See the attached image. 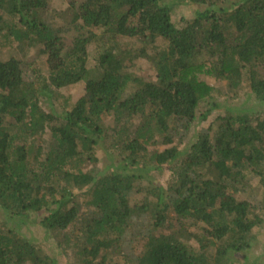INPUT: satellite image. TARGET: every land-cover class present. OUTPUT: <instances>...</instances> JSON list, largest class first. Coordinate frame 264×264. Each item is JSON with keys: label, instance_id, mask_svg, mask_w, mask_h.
I'll list each match as a JSON object with an SVG mask.
<instances>
[{"label": "trees", "instance_id": "trees-1", "mask_svg": "<svg viewBox=\"0 0 264 264\" xmlns=\"http://www.w3.org/2000/svg\"><path fill=\"white\" fill-rule=\"evenodd\" d=\"M53 1L0 0V264H264V0ZM207 79L259 105L195 134Z\"/></svg>", "mask_w": 264, "mask_h": 264}, {"label": "rangeland", "instance_id": "rangeland-1", "mask_svg": "<svg viewBox=\"0 0 264 264\" xmlns=\"http://www.w3.org/2000/svg\"><path fill=\"white\" fill-rule=\"evenodd\" d=\"M67 4L61 2L60 0H54L52 2V7L56 9H63ZM184 11L176 10V18H180V15L183 14ZM123 43L127 45L133 44V41L123 40ZM127 71H133L137 74L142 76H147L150 73V68L146 62H138L135 63L134 66H129ZM209 83L215 88L213 95L215 96L213 99L214 104L218 105L219 107H215L212 109L211 113L206 117L205 120L198 121L194 133H197L199 127L206 128L212 119L217 115V113H233L239 110H249L253 109L254 106L259 105L258 102L250 94H245L248 92L246 88L240 87L239 90H234L230 88L226 83L221 82L219 80L207 79ZM60 89H58L57 97L58 102L57 105L64 106L65 103L71 104L74 102L78 97L81 95L83 90V86L80 84H73V85H66L64 82L59 83ZM244 86V85H243ZM227 110V111H225ZM254 112H256L254 110ZM152 176V175H151ZM149 176L151 180L154 182H160L162 184L167 183L169 181L171 174L169 171H163L161 174H157L156 178ZM252 192H249L245 198L253 197ZM256 202L261 200L264 202V189L259 190L257 196L255 197ZM262 212V211H261ZM264 214V213H263ZM37 217L29 218V226L27 231L24 232V238L29 242L33 243L39 248H44L48 252L52 253L54 257H56L60 264H66L67 259L66 257L56 249V237H58L59 232L55 229L44 230L43 227H39ZM9 226L11 224L9 223ZM253 237L250 241L254 246V253L261 254L264 250V230L258 228L254 230ZM252 253L253 258L256 256Z\"/></svg>", "mask_w": 264, "mask_h": 264}]
</instances>
